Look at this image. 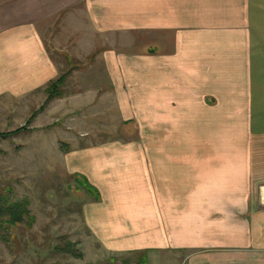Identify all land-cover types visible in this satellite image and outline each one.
<instances>
[{"label": "crops", "instance_id": "0c3cea01", "mask_svg": "<svg viewBox=\"0 0 264 264\" xmlns=\"http://www.w3.org/2000/svg\"><path fill=\"white\" fill-rule=\"evenodd\" d=\"M76 7L124 48L153 43L109 58L144 151L80 153L92 232L148 264H264V0H0V93L60 76L40 32Z\"/></svg>", "mask_w": 264, "mask_h": 264}, {"label": "rangeland", "instance_id": "374dc122", "mask_svg": "<svg viewBox=\"0 0 264 264\" xmlns=\"http://www.w3.org/2000/svg\"><path fill=\"white\" fill-rule=\"evenodd\" d=\"M79 10L74 8L72 17L59 16L56 25L40 32L59 74L67 75L64 94L50 99L46 88L51 81L25 94L8 85L0 93V191L12 188L35 217L33 228L14 230L11 244L0 238V264H138L146 258L142 252L115 253L103 245L85 217L94 197L75 176L85 178L76 173L82 151H144V113L118 111L107 95L109 58L148 51L153 43L139 35V45L124 48L132 41L128 34L97 33ZM67 242L83 256L58 250ZM158 258L154 264L161 262Z\"/></svg>", "mask_w": 264, "mask_h": 264}, {"label": "trees", "instance_id": "16d2710c", "mask_svg": "<svg viewBox=\"0 0 264 264\" xmlns=\"http://www.w3.org/2000/svg\"><path fill=\"white\" fill-rule=\"evenodd\" d=\"M67 80V75L62 74L57 79L52 80L47 88L46 94L49 98L61 97L64 94L63 87ZM75 180L79 186H83L87 193L93 196L96 202L100 201V194L96 188L92 187L88 181L80 175L75 176ZM35 217L31 215L27 201L17 199L14 196L12 188H6L0 191V238L7 244H11L14 240V230L22 225L29 229L33 228ZM61 252L69 254L76 258H81L83 254L77 250L76 244L67 242L62 248L58 247ZM145 257V256H144ZM125 264H129L125 261ZM138 264H148L146 258H142Z\"/></svg>", "mask_w": 264, "mask_h": 264}]
</instances>
